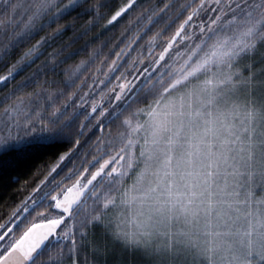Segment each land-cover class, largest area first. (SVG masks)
<instances>
[{"label": "snow or ice", "instance_id": "obj_1", "mask_svg": "<svg viewBox=\"0 0 264 264\" xmlns=\"http://www.w3.org/2000/svg\"><path fill=\"white\" fill-rule=\"evenodd\" d=\"M232 2L233 0H41L37 19L52 13L47 22L41 25L42 28L61 20L67 22L63 25L58 24L50 35L42 36L15 63L9 65L7 72L0 75V88L8 85L24 67L32 64L42 54L43 47L48 46L69 29L75 30L77 21L84 20V24L80 26V35H86L99 27V31L92 37V41H96L121 25L131 13L137 14L134 19L129 20L128 27L124 29L116 44L103 53L106 42L101 41L89 52L88 59H82L75 65L59 88L53 89L52 86L56 83L54 80L37 81L39 91L35 96L47 93L49 102H52L56 97L66 95L61 106L53 109L50 118L45 120L42 113L38 114L41 123L53 128H65L73 124L77 118L81 116L83 118L76 125L74 134L66 139L58 140L52 136L42 142L41 150L44 152L69 144L71 147H67L56 156L55 161L48 165L47 171L41 175L42 178L33 182L34 186L29 194L0 223V264H64L65 259L76 256L79 243L88 236V228L102 220L99 213L95 214L85 221L84 227L80 228L77 235L75 217L80 214L82 207L86 209V196L90 195L95 200L105 188L107 193H111L114 186H123L141 163L136 153V148L140 145L133 139L141 130L140 123L134 124L130 117H126L121 123L128 132L118 133L115 137L111 135V125L120 117L124 108L139 103L144 98L142 91L145 95L149 93L157 95V90L165 83L163 79L165 70L161 65L168 60L169 54L178 46V42L179 46H183L189 41H195L197 37H203L197 45L201 48L232 23V21H228V24L223 23L225 17L231 14L224 9L231 8ZM145 19L147 23L125 43L128 33ZM157 22H162L161 27L152 32V25ZM149 32L152 34L147 36ZM84 47H88L87 42ZM226 47V40H217L213 55L222 57ZM157 48H160L159 52H156ZM133 52L136 53L135 56L132 55ZM97 57H100V60L91 74V80L89 81L86 76L77 83L80 74L95 62ZM6 63L4 51L0 50V66ZM47 63L51 65L48 70L55 73L57 64L55 54H50ZM44 70L45 66L41 65L27 77V80H33ZM174 86L170 85L164 89V93ZM11 94L10 92L9 95ZM32 96L33 93H29L27 101L29 104ZM161 101L162 96L155 101L157 108ZM24 104L25 100L21 98L16 107L23 110ZM69 109H71L69 116L61 122L60 118L68 113ZM144 111V108H138L135 115L139 116ZM89 121L92 123L89 124ZM97 131L99 135L93 142L95 147L85 149L81 154V149ZM163 131L160 122L157 121L153 125V138L144 140L140 151L144 169L138 174L134 185H145L148 178L147 186L142 193L145 199L152 198L162 208L167 206L169 211L179 209L186 216L195 217L202 204L212 203V193L206 179L203 182L197 180L195 184L192 183L191 177L198 176L199 173H188L187 177L181 173L177 179V172L173 170L170 156H165L163 161H159L158 168L153 167V160H159L157 151H164L159 148L161 141L169 145V151L174 144V141L164 139ZM255 149L264 151V140L250 144V158ZM3 162L4 157L0 155V163ZM7 163L11 166L13 162ZM250 175L254 178L255 170ZM260 175L264 179V161ZM250 194L255 196L254 192ZM103 203L106 210L114 203V197L108 195ZM256 204L264 208V196L257 198ZM30 216L41 223H32L30 227L18 231ZM241 219L245 223L242 230L238 228L237 231L255 248V251L246 253V257L259 256L261 264H264V216L253 217L251 213H243L233 223ZM66 224L68 227H65ZM231 227L232 225H228L229 229ZM226 235L225 231H217L214 233L217 241L215 246L211 243L201 246L195 234H187L182 241L185 244L183 249L185 258L179 264H224L222 258L217 260L216 249L220 243L225 242ZM65 248L68 249L67 254ZM244 264H251V260L246 258Z\"/></svg>", "mask_w": 264, "mask_h": 264}, {"label": "trees", "instance_id": "obj_2", "mask_svg": "<svg viewBox=\"0 0 264 264\" xmlns=\"http://www.w3.org/2000/svg\"><path fill=\"white\" fill-rule=\"evenodd\" d=\"M40 8L41 0H0V50L4 51V59L7 61L6 64L0 66V75L5 74L8 66L15 63L42 36L50 35L58 24L63 25L67 22L61 20L49 27L42 28L41 25L47 22L52 13L37 19V13ZM224 10L231 14L225 17L223 23L228 24V21H232V23L217 36L209 39L201 49L205 51L206 46L208 48L213 45L212 49L214 52L216 41L226 40L227 47L224 52L230 46L237 54L227 56L226 61L224 55L222 57L211 55L203 60L205 63L201 71L205 75L204 71L212 67L210 61L214 60L215 62H220L219 69L222 70L221 72H228L230 82L232 80L231 83H233L232 86L234 87L231 101L237 105V109L239 104H241L240 111L234 112L240 124L239 128L242 127L241 131H235L236 140L234 147H243L245 149L249 148L253 142L264 140V0H233L231 8L225 7ZM52 12L54 13L55 9ZM136 14V12L131 13L121 25L96 41H92V37L99 31V27L86 35H80V26L84 24V20L77 21L75 30L69 29L62 36L57 37L55 41L50 42L48 46L43 47L42 54L32 64L24 67L23 71L13 80H10L8 85L0 88V100H2L0 102V155H3L5 161L0 163V223L29 194L34 186L33 182L42 178L41 175L47 171V166L55 161L56 156L60 152L65 151L67 147H71L69 144L63 148H54L51 151L44 152L41 150L42 142L52 136H55L58 140L66 139L69 135L74 134L76 125L83 118L82 116L77 118L73 124L65 128H53L46 123H41L38 114L42 113L45 120L50 118L53 109L61 106L66 95L65 97H56L52 102H49L47 93L35 96V93L39 91V83L37 81L54 80L56 83L52 86L53 89L59 88L61 82L75 65L82 59H88L89 52L101 41L106 42L103 53H106L109 47L116 44L124 29L128 27L129 20L134 19ZM146 23L147 20L145 19L133 28L128 33V36L125 37V43ZM161 24L162 22L153 24L152 32L161 27ZM152 32H149L147 36H150ZM147 36H145V40ZM202 39L203 37H197L195 41H189V44L186 43L183 46H179L178 42V46L174 47L169 54L168 60L161 65V68L165 70L163 87L157 90L156 96L151 93L145 95L142 91L141 94L144 98L139 103H133L124 108L120 117L111 125V135L113 137L118 133L128 132V129L121 123L126 117H130L134 124L137 122L141 123L144 113L137 116L135 115L136 110L138 108L146 109L149 105H154L155 101L161 96L163 98L166 94L171 93L168 91L165 94L164 89H167L178 76V69L181 70L183 60L186 58L185 56L182 60L181 55L185 53L187 45L188 51L193 48L198 49L197 45L200 44ZM86 42L88 47L85 48ZM159 51L160 48H157L156 52ZM74 52L76 54L71 55ZM50 54H55L56 56L55 73L48 70L51 67L47 63ZM132 55L135 56L136 53L133 52ZM99 60L100 57H97V60L80 74L77 83L86 76L89 81L91 80V74L95 71ZM198 63L196 64L195 62V66L199 67L201 65V63ZM41 65L45 66V70L40 72L33 80L28 81L27 77ZM157 75H159V71ZM191 78H187V81H190ZM114 81L115 77H113ZM18 85L23 86L18 88ZM85 88H87V84H85ZM171 90L174 91L173 89ZM10 92L12 93L11 95H9ZM29 93H33L31 104L27 102ZM21 98L25 100L23 110L16 107L17 102ZM70 112L71 109L60 118L61 122L67 119ZM247 120L250 126H246ZM91 123L92 121H89V124ZM87 131L88 128L85 129L86 133ZM97 135H99L98 131L81 149V154L84 153L85 149L95 147L93 142L96 140ZM243 136L247 137L246 143H241L240 141ZM105 138H108L107 127L105 129ZM81 139L83 140L84 137L82 136ZM125 139H127L126 135ZM133 139L135 138L133 137ZM116 146L118 147L119 145L117 144ZM137 150V158L140 159L139 147H137ZM254 152L259 153V166L262 167L264 151L255 149ZM88 158H91V153H89ZM7 161H12V165L9 166ZM69 166L71 165L69 164ZM138 167L139 164L137 165ZM137 168L123 186H114L111 193H107L105 188L95 200L90 195L86 196V209L82 207L80 214L75 217L77 235H79L80 228L84 227L85 221L91 219L95 214L99 213L102 216V220L95 226L88 228V236L84 238L83 242L79 243L76 256L65 259L64 263L73 264L72 262L74 261L75 264H153L145 256L148 251H145L134 239L133 227L129 223L134 225L136 221L129 210V203L124 199L125 191L129 187V183ZM108 195L114 197V203L105 210L103 201ZM126 206H128V210L125 208ZM37 221L40 220H33L31 216L28 217L25 225H22L18 231H22L25 227H29ZM136 226L138 229H145L142 226ZM65 227H68V225L66 224ZM197 242L204 246L207 241L198 239ZM184 247L185 244L174 246V248L179 249ZM93 248L100 251V254L92 252ZM67 251L68 249L65 248V254H67ZM152 254L156 259H164L162 261H168L169 259L182 260V255L171 258L168 256L170 254L159 255L154 252ZM160 264L168 263L162 262Z\"/></svg>", "mask_w": 264, "mask_h": 264}, {"label": "rangeland", "instance_id": "obj_3", "mask_svg": "<svg viewBox=\"0 0 264 264\" xmlns=\"http://www.w3.org/2000/svg\"><path fill=\"white\" fill-rule=\"evenodd\" d=\"M212 47L206 46L205 51L201 48L188 51L187 45L185 53L181 55L182 60L186 56L181 70L178 69V76L171 83L175 85L171 88L174 91L170 90L171 93L162 98L158 108L154 104L145 109L141 130L134 136L141 151L144 140L153 138V125L159 121L164 130V139H170L174 144L169 151V145L161 141L159 148L164 151H157L159 160H153V167L158 168L159 161L170 156L177 179L181 173L186 177L188 173H199L191 177L192 183L206 179L212 193V203L202 204L195 217H188L179 209L169 211L167 206L162 208L154 199H145L142 195L148 178L145 185H134L138 174L144 169L140 158L141 163L125 191L124 199L129 203V210L136 221L134 225L129 223L133 227L134 239L148 251L145 256L153 264H179L181 260L162 261L164 259H156L152 253L170 254L168 256L171 258L182 255L181 259H184V248L174 246L184 244L182 241L187 234H195L199 240L207 241L204 246L209 243L215 246L214 233L217 231L227 232L225 242L216 249L217 260L222 258L224 264H244L248 258L251 264H261L259 256L246 257V253L255 251V248L237 231L238 228L242 230L243 219L233 223L243 213H251L253 217L264 216V208L256 204V199L264 196L260 156L253 151L250 158L249 148L234 147L235 131L242 130L234 112L239 110L241 104L237 109V105L231 101L233 83L228 72L223 71V74L219 69L220 62L211 60L212 67L204 71L205 75L202 73L203 60L213 55ZM228 48L224 52L225 61L227 56L237 54L232 47ZM195 62L201 65L195 66ZM187 78L191 80L187 81ZM246 126H250L248 120ZM240 141L246 143L247 137L243 136ZM253 170L254 178L250 175ZM252 192L255 196L250 194ZM125 208L128 210V206ZM34 223L40 224L41 221ZM136 225L145 229H138ZM228 225H232L231 229ZM91 251L100 254L96 248Z\"/></svg>", "mask_w": 264, "mask_h": 264}]
</instances>
